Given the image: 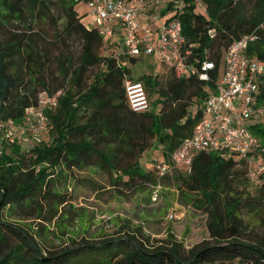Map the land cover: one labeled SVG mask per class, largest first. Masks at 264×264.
I'll list each match as a JSON object with an SVG mask.
<instances>
[{
    "label": "trees",
    "instance_id": "16d2710c",
    "mask_svg": "<svg viewBox=\"0 0 264 264\" xmlns=\"http://www.w3.org/2000/svg\"><path fill=\"white\" fill-rule=\"evenodd\" d=\"M81 1L87 0H0V27L12 23L6 33L0 31V122L20 121L27 109L36 107L39 93L52 96L60 92L56 110L47 112L52 123L50 145L32 146L25 158L18 145L2 142L0 212L14 206L27 218H55L57 206L66 204L53 179L59 166L66 170L97 168L113 173L114 183L126 186L135 178L155 184L151 171L139 168V157L157 144L168 163L172 153L192 135L202 117L208 91L218 79L222 53L242 36L256 32L258 39L248 45L247 54L264 60V28H260L264 24V0H200L203 12L190 0L180 16L186 47L191 45L188 64L198 67L205 58L212 61L210 81L206 83L192 73L177 78L171 70L164 84L151 75L133 80L119 60L123 55H100L105 42L74 9ZM53 8L57 10V27L60 21L62 25L58 39L65 43L79 40L76 61L64 52L54 58L50 47L44 46V34L34 29L37 21L53 20ZM209 30H214L211 37ZM54 60L64 82L49 90L45 72ZM93 71L92 81L86 85V76ZM128 80L142 82L150 94H158L157 112L136 113L128 107L124 89ZM193 104L197 107L191 114ZM252 130L264 138L263 126ZM237 165L221 154L201 153L193 160L187 176L173 171L179 174L185 192L197 196L198 207L209 213L207 227L212 244L200 247L190 259L173 250L146 253L132 245L122 260L114 262L111 258L115 259L126 247L124 241H118L83 246L42 262L37 246L22 230L0 224V264H70L71 256L81 257L75 253L78 250L103 254L100 264H264V235L248 242L236 239V213L244 208L264 228V174L258 177L255 196L237 197ZM167 175H158V179ZM40 203L47 206L43 208ZM11 235L20 243L7 248V236ZM22 245L32 254L29 261L21 253Z\"/></svg>",
    "mask_w": 264,
    "mask_h": 264
},
{
    "label": "rangeland",
    "instance_id": "374dc122",
    "mask_svg": "<svg viewBox=\"0 0 264 264\" xmlns=\"http://www.w3.org/2000/svg\"><path fill=\"white\" fill-rule=\"evenodd\" d=\"M74 9L81 17V21L87 24L89 18L86 15L88 11L86 4L81 1ZM197 10L203 12L201 8ZM52 16L53 20L37 21L34 29L44 34L46 37L44 46L50 47L54 58H57V53L64 52L76 61L80 50L79 40L74 38L66 43L60 41L58 37L62 25L60 21L57 27L54 21L58 16L55 8L52 9ZM11 24L6 23L0 27V31L6 33ZM150 27L154 29V25ZM114 40L111 44L108 42L103 44L100 55L107 58L117 54L123 55L119 60H122L131 79L139 80L143 76L151 75L157 76L158 82L164 84L170 78L171 71L159 56H128L123 39L117 35ZM222 58L223 53L221 62ZM57 67L54 60L45 72V82L49 90L64 82ZM93 73L94 71L87 74L86 85L91 83ZM148 94L150 111L157 112L158 94L155 91L150 94L149 90ZM196 107L197 105L193 104L189 112L194 114ZM56 108L50 111L53 112ZM30 118L31 115H27L18 122H0L2 125L7 123L5 125L12 128L9 129L10 132L6 128L0 132V152L4 148L3 141L7 145H18L25 158L29 156L27 151L32 146L51 144L52 123L49 122L45 132L37 133L30 124ZM161 157L162 147L153 144L138 160L141 171L149 170L152 179L156 178L155 184L135 178L134 182L126 186L114 183L113 173L97 168L66 170L59 166L54 172L53 179L56 180L57 192L66 200V204L57 206L55 218L50 221L38 220L35 217L27 218L17 208L11 206L0 212V224L22 230L37 246L40 258L44 259L56 258L69 250H77L83 246H99L106 242L117 244L118 241H124L126 247L117 253L115 259L111 258L114 262L122 260L124 254L131 251L132 245L140 247L146 253L173 250L185 259H190L200 247L212 244L207 227L209 213L198 207L195 201L198 199L197 196L185 192L179 174L187 176V173L179 170V174L173 172L163 179H158V172L153 166ZM235 170L239 172V178L235 182L234 196L242 198L255 196L259 182L248 176L244 164L240 163ZM39 205L43 208L47 206L44 203ZM44 215L49 216L46 213ZM236 215L239 219L237 224L239 236L236 239L248 242L264 235V228L259 226L258 220L248 213L247 208L239 210ZM19 243L15 236H7V248ZM22 246L21 253L25 261H29L32 254L26 246ZM78 251L75 253H80L81 257L77 259V255L71 256L70 264H100L102 257L104 260V255L98 251L95 253ZM17 264L24 263L19 261Z\"/></svg>",
    "mask_w": 264,
    "mask_h": 264
},
{
    "label": "built area",
    "instance_id": "2783aa9c",
    "mask_svg": "<svg viewBox=\"0 0 264 264\" xmlns=\"http://www.w3.org/2000/svg\"><path fill=\"white\" fill-rule=\"evenodd\" d=\"M189 2L87 0L86 25L109 44L119 35L128 56L157 55L175 77L192 73L208 83L209 72L214 69L212 61L205 58L198 67L188 64L191 45L186 47L180 16ZM192 3L204 11L200 0ZM213 33L214 30L208 31L210 37ZM257 39L256 32H251L224 51L218 79L204 100L202 117L192 135L172 153L169 162L162 158L155 164L159 176L172 174L174 170L189 174L193 160L201 153H218L225 159L245 164L248 176L257 182L259 175L264 174V138L252 130L255 126L264 127V60L247 54L248 45ZM124 89L127 105L133 112L150 110L149 94L142 82L128 80ZM59 95L60 92L52 96L41 92L36 107L26 110L24 117L31 115L30 124L37 133L48 129L47 112L56 108ZM7 123L0 124V132L5 128L10 132L12 128Z\"/></svg>",
    "mask_w": 264,
    "mask_h": 264
},
{
    "label": "water",
    "instance_id": "95a60500",
    "mask_svg": "<svg viewBox=\"0 0 264 264\" xmlns=\"http://www.w3.org/2000/svg\"><path fill=\"white\" fill-rule=\"evenodd\" d=\"M47 260H48V259H42L41 261H42V262H45V261H47Z\"/></svg>",
    "mask_w": 264,
    "mask_h": 264
},
{
    "label": "crops",
    "instance_id": "0c3cea01",
    "mask_svg": "<svg viewBox=\"0 0 264 264\" xmlns=\"http://www.w3.org/2000/svg\"><path fill=\"white\" fill-rule=\"evenodd\" d=\"M120 37V36H119ZM161 159H162V157H161Z\"/></svg>",
    "mask_w": 264,
    "mask_h": 264
}]
</instances>
